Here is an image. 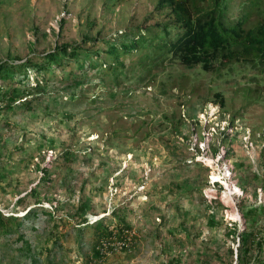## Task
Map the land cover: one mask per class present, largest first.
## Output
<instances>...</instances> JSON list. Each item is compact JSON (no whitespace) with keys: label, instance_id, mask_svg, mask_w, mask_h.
I'll return each instance as SVG.
<instances>
[{"label":"rangeland","instance_id":"obj_1","mask_svg":"<svg viewBox=\"0 0 264 264\" xmlns=\"http://www.w3.org/2000/svg\"><path fill=\"white\" fill-rule=\"evenodd\" d=\"M0 2V57H5L8 53L23 57L43 47L48 48L56 41L79 40L80 34L86 29L85 18L93 21L88 34L99 39L109 35L112 37L111 34L117 29L140 22L143 16L152 10L155 0H117L115 3H111V0ZM106 3L112 5L107 6ZM34 28L38 30L35 32ZM98 44L99 46L88 44L86 47L92 51L100 49L102 40ZM166 62L168 61L164 62L166 66L158 65L154 69L157 74L152 76L151 80L148 77L143 78L140 83L145 85L140 90L146 91L143 94L129 96L122 90L129 91L134 84H115L111 78L104 79L91 72L93 74L88 78H93L96 83L74 89L75 92L81 89L82 96L76 93L74 97H69V88H65L61 81L52 80L44 89V98L40 101L41 104L45 102L46 110L40 105H35L32 111L17 109L15 112L14 118L19 126L29 130L27 136L30 141H42V148L34 156V160L40 164L49 166L56 151L65 144L69 145V141L76 147L79 146L81 151L93 149L100 157L109 159L110 162L112 158L109 157L114 160L122 158L121 167H116L112 174L110 170L115 167L103 166L104 168L100 169L99 165H96L92 183L101 186L92 195L88 204V215L93 220L108 213L115 202H128V216L133 223L136 237L132 238L128 248L120 249L122 244L118 243L115 247L119 249L109 252L92 264H164L171 255L178 252L182 254V260L189 264H232L229 262L227 247L232 243L236 246L237 240L229 238L225 230L230 222H236L240 226L244 224L243 212L255 197L257 200H264V187L260 185V182L264 181V79L259 75L255 76L254 70L247 66L236 65L227 73L222 69L221 75H217L218 71L199 72L197 67ZM111 88L117 90L115 96H109L108 90ZM217 90L225 97V108H221L224 113L231 116L235 113V126L231 125L232 128L228 127V132L224 133L228 136H215L218 132L217 124L212 121L219 120L216 118L217 103L211 102L216 105L214 113L213 108L207 106L204 115H198L199 128H195L192 115L181 122V132L178 128L173 130L172 125L162 117L164 112L171 113L173 108H176L177 112L178 99H187L188 103L197 108L202 100H211L210 97ZM101 92L105 96L91 100L94 94ZM151 94H157L158 100H153ZM120 101L123 105L118 104ZM193 111L195 110L190 112ZM129 113L134 115L129 116ZM226 123L225 119L219 121L220 125ZM206 125H210L211 130L208 131L209 143L214 141L220 152L213 155L205 146L206 149L201 148L198 152V157L215 167H218L221 161H231L234 164V177L243 189L242 195L233 196L227 202L219 203L215 197L211 203L206 201V178L202 183V177L199 176L205 173L207 167L196 160V157L189 162L190 146L195 142L198 131L206 132ZM150 128L154 129L147 131ZM114 129L118 131L113 133ZM185 132L188 138H182L181 135ZM97 133L100 135L96 136ZM41 134L46 137H41ZM159 134L164 135L166 143L169 136L168 141L182 144L181 153L186 154L187 158L185 156L181 164L173 161V156L165 158L164 153H169V150L164 144V152L162 151ZM48 138L53 140L52 146H44ZM179 141H186L188 145L185 147ZM103 145H106L107 150ZM146 149L153 156L152 163L146 157L141 159ZM222 150L224 160L219 157ZM159 151L163 154H159ZM81 154L78 152L69 173L75 187L70 198L67 199L69 195L66 192L51 191L56 197L53 201H63L66 208L63 213L73 211V205L68 201L76 202L80 182L89 176L91 166H94L97 158L94 155V161L90 164ZM206 157H212V162H208ZM187 163L193 166L190 170L187 169ZM15 165L16 163L10 164L12 185L6 192L0 189V208L6 213L14 206L15 199L35 184L41 173L34 164L24 168L13 167ZM123 167L126 168L124 177L120 178L121 183L118 184L116 179L120 177V169ZM148 168L150 171L147 173ZM176 173L181 174L178 179L181 189L167 185ZM142 174L147 175V178H143ZM106 175L108 182L104 183ZM185 176H189V180H186ZM192 186L196 188L190 191L188 188ZM254 187L256 194L253 192ZM27 199V207L34 205L31 198ZM48 202L43 200L45 205H48ZM23 211L24 208L19 205L16 214ZM233 211H238V215L231 216L229 213ZM211 215L218 220L216 223L210 224ZM39 221L41 222L40 219ZM70 221L77 220L72 217ZM160 221L162 224H159ZM73 228L68 223L65 226L68 235L61 239L63 247L69 248L72 253L71 257L64 259L65 264L79 263V259L73 260V255L78 251L81 255L89 252L90 243L94 239L91 229H86L80 236L76 228ZM56 256L59 257V254ZM84 258L85 256L82 260Z\"/></svg>","mask_w":264,"mask_h":264},{"label":"trees","instance_id":"obj_2","mask_svg":"<svg viewBox=\"0 0 264 264\" xmlns=\"http://www.w3.org/2000/svg\"><path fill=\"white\" fill-rule=\"evenodd\" d=\"M116 1L111 0V3ZM111 3L106 5L111 6ZM84 24L86 29L80 34L79 40L56 41L48 48L43 47L23 57L12 56L10 53L0 57V189L6 192L12 185V163H16L13 166L16 168L34 164L41 171L35 184L15 199L10 212L6 213L0 208V264H65L64 259L72 254L61 242V239L68 235L65 229L68 223L76 228L80 236L86 229H91L94 238L90 243L89 252L81 255L78 251L73 255V260H80L77 264H92L109 252L128 248L132 240L119 248L108 243L115 238L124 239L128 232L132 238L136 237L135 232L131 231L134 226L128 216V202L117 201L107 214L89 221L88 204L93 193L101 186L92 183L96 165L98 164L100 169L115 167L110 170L112 174L116 167L120 166V160L109 157L112 158L110 162L109 159L100 157L93 149L81 151L79 146L76 147L70 141L69 145L65 144L56 151L49 166L34 160V156L42 148V141L31 142L27 136L29 130L20 127L14 115L17 109L32 111L35 105H40L46 110L45 102L41 104L40 101L44 98V89L50 81H61L65 84V88H69V97H74L76 93L82 96L81 89L78 92L74 89L96 83L93 78V81L88 78L93 74L91 72H94L101 78H111L115 84H134L129 91L122 90L129 96L143 94L146 92H140L145 86L140 84L143 78L148 77L151 80V77L157 74L154 69L158 65L166 66L165 60L168 64L181 63L186 67H197L199 72L218 71L217 75H221L222 69L227 73L236 65L247 66L254 70L255 76L259 75L264 79V0H155L152 10L146 13L140 22L126 25L114 31L112 37L103 36L101 39L88 34L89 28L93 26L90 18H85ZM34 29L35 32L38 30ZM100 40L103 42L100 49L92 51L86 47L88 44L99 46ZM29 44L34 45L33 42ZM108 93L109 96H115L117 90L111 88ZM103 96L105 94L102 92L96 93L91 100ZM150 96L153 100H158L157 94ZM210 99L225 108V97L220 90L215 91ZM204 103L202 100L195 108L187 99H178L177 112L176 108H173L171 113L164 112L162 117L172 125L173 130L178 128L181 132V122L189 115L195 116ZM118 104L123 105L121 101ZM192 109L195 111L190 112ZM132 115L134 114L129 113V116ZM234 116L235 113L229 118L231 123L235 120ZM152 129L154 128L147 131ZM117 131L114 129L113 133ZM182 134L185 138L188 137L186 132ZM226 135L228 136L223 134ZM40 136L46 137L44 134ZM158 137L162 151L164 152V144L169 150V153H164L165 158L173 156V161L181 164L186 156L181 153L182 144L168 141L169 136L167 143L164 135L159 134ZM46 141L48 143L44 146L53 145L52 139L48 138ZM182 143L187 146L185 142ZM211 147L213 150L217 149L214 141H211ZM103 148L107 150L106 145H103ZM78 152H81V156L90 164L94 161V155L97 158L94 166H91L89 176L80 182L76 202L68 201L73 205V211L63 213L66 209L63 201H53L56 197L51 191L66 192L69 195L67 199L73 194L75 187L69 173ZM158 153L163 154L161 151ZM41 158L43 159L42 156ZM148 159L151 161L152 156H148ZM192 167L187 163L188 170ZM124 169L126 168L120 170L121 173L119 171L120 177L116 179L118 184L121 183L120 178L124 177ZM204 172L199 176L202 177V183L206 178L207 168ZM180 177L181 174L176 173L167 185L181 189L178 180ZM185 179L189 180V176H185ZM103 182H108V175L104 177ZM260 185L264 187V181H261ZM193 188L196 187L188 189L192 191ZM253 192L256 194V187ZM27 198H31L34 205L27 207ZM43 200L49 201L48 205L43 204ZM19 205L24 208V212L16 214ZM243 215V225L231 222L225 230L229 238L237 240L235 248L233 243L227 247L229 262L264 264V200H257L255 197ZM72 217L77 221L71 222ZM209 219L210 224L218 221L213 215ZM56 254H59V257ZM164 264L189 263L183 261L182 254L178 252L171 255Z\"/></svg>","mask_w":264,"mask_h":264},{"label":"clouds","instance_id":"obj_3","mask_svg":"<svg viewBox=\"0 0 264 264\" xmlns=\"http://www.w3.org/2000/svg\"><path fill=\"white\" fill-rule=\"evenodd\" d=\"M120 29V28H119ZM119 29H117V30H119ZM122 29V28H121ZM211 102H213V103H217L218 104V114H217V116H216V118H218L219 120H216V121H212V122H214V123H216L217 124V130H218V132L215 134V136L216 135H221V137L223 136V134L224 133H226V132H228L227 131V129H228V127H231V125L232 126H235L234 125V122L233 123H231L230 122V120H229V118L231 117V114H229L228 113V115H226L224 112V110H222L221 108L222 107H220V105H219V103L218 102H216V101H213V100H209V101H207V102H205L204 103V105H203V107L200 109V110H198L197 112H196V114H195V116H191V118H192V120H194V122H195V128H199L200 127V123H199V121H198V115L200 116L201 114H203L204 115V110H206V107L208 106L209 108H213V113L215 112V107H216V105H213V104H211ZM221 114V115H220ZM187 118V117H186ZM225 119V121H227V123L225 124V125H220L219 124V121H223ZM211 126H213V125H211ZM221 126V127H220ZM206 128L205 129H208V128H210V125L209 126H205ZM232 128V127H231ZM96 136H98V133H97V135ZM182 136V138L184 137L183 135H181ZM217 137V136H216ZM178 138V137H177ZM188 138V137H187ZM158 139V138H157ZM203 140V133H200L199 131L197 132V134H196V140H195V142L194 143H192L191 144V146H190V150H191V153H190V161L189 162H192V160L191 159H195V157H196V160H199L202 164H204L208 169H207V174H206V179H205V183H206V185L208 186V180H209V178H210V176H209V173H210V164H208L206 161H204V159H202V158H200V157H198L199 156V154H198V152L200 151V149H201V145H200V142ZM179 142H185L186 143V145H188V143L186 142V141H179ZM160 145H161V143H160ZM210 145H211V143H209V140L207 141V148L210 150V152L213 154V155H215L216 153H218V152H220V149L218 148V146H217V149L216 150H213L212 149V147L210 148ZM149 149H150V147H148ZM194 149V150H193ZM146 152L142 155V158L141 159H143L144 160V157H146L147 158V160L149 161V162H151L152 163V159H151V161L148 159V156H150L151 154H149V152H148V149H146L145 150ZM130 152V151H129ZM223 150L221 151V153L219 154V157H221L222 158V160H224V157H223ZM149 154V155H148ZM196 154V155H195ZM195 155V156H194ZM153 157V156H152ZM122 159V158H121ZM121 159H120V162H121ZM207 161L208 160H210V161H208V162H212V157H211V159L209 158V157H206L205 158ZM214 161V160H213ZM224 162H227V161H224ZM223 162V163H224ZM231 164H232V179H234L235 180V183L234 184H230L229 182H228V179H226V178H224L225 180H227V183L225 184V183H223L222 182V179H221V181L217 178L216 179V182H219L221 185H220V187H219V189H223L224 188V185H225V189H227V190H232L233 189V186H235V188L234 189H236V191H238V192H235L234 193V195L233 196H239V195H242V193H243V189H242V187H241V185L239 184V182H238V179L237 178H235L234 176H235V172H234V164L231 162V161H229ZM223 163H222V161H221V163H220V165L222 166L223 165ZM119 167H121V164H120V166ZM119 167H117V168H119ZM126 167V166H125ZM125 167H123V168H125ZM123 168H121V169H123ZM120 169V170H121ZM150 171V168H148L147 169V173ZM119 173V172H118ZM146 173V174H147ZM142 177L143 178H147V175L145 176H143V174H142ZM222 177V176H221ZM142 178V179H143ZM144 180V179H143ZM143 182V181H142ZM224 184V185H223ZM230 187H231V189H230ZM240 191V192H239ZM232 196V197H233ZM206 199V198H205ZM216 200H218V201H220V199L219 198H216ZM206 201L207 202H209V203H211V201H208L207 199H206ZM220 202H222V201H220ZM24 212V211H23ZM22 212V213H23ZM107 214V213H106ZM103 215V214H102ZM101 215V216H102ZM100 217V216H99ZM90 218V217H89ZM96 218H98V217H95V218H93V220H95ZM156 218H159L158 216H156ZM90 220H91V218H90ZM89 220V221H90ZM93 220H91V221H93ZM231 223V222H230ZM127 232H128V230H126ZM132 231V233L134 232V230L132 229L131 230ZM128 238L126 239L127 241H126V243H124V244H128V241L130 240H132V237H131V234L128 232ZM126 236V237H127ZM123 245V244H122ZM121 246V245H120ZM236 246H234V248H235Z\"/></svg>","mask_w":264,"mask_h":264},{"label":"built area","instance_id":"obj_4","mask_svg":"<svg viewBox=\"0 0 264 264\" xmlns=\"http://www.w3.org/2000/svg\"><path fill=\"white\" fill-rule=\"evenodd\" d=\"M213 127V126H211ZM206 132H203V140L200 142V145H201V148L202 149H206L205 146H207V141H208V137H209V134H208V131H211L209 128L208 129H205ZM211 134V133H210ZM210 166V173H209V180H208V187H207V193L208 195L207 196V199L208 201H211L213 197L215 198H219L220 201L222 202H227L231 199V197L234 195L235 192H238L236 191L235 186H233V189L232 190H227L225 189V185H224V188L223 189H219L220 187V183L219 182H216V178L213 176V173H218L220 175V177H224L226 179H228V182L230 184H234L235 183V180L232 179V164L227 161V162H224L223 165H219L218 167H215L213 166L212 164L209 165ZM220 181H221V178H218ZM240 192V191H239ZM225 198V200H224ZM226 215L228 214V210L225 212ZM128 238L125 237L123 240H121V238H116L114 241H110L108 243L116 246L118 243L120 244H124L126 243V239ZM105 244V242H104ZM106 245V244H105Z\"/></svg>","mask_w":264,"mask_h":264},{"label":"bare ground","instance_id":"obj_5","mask_svg":"<svg viewBox=\"0 0 264 264\" xmlns=\"http://www.w3.org/2000/svg\"><path fill=\"white\" fill-rule=\"evenodd\" d=\"M208 161H210V160H208ZM213 176L217 179V178H221L222 179V182L223 183H227V180H225L223 177H220V175L218 174V173H213ZM230 189H231V187H230ZM229 214H231V216H236V215H238V211H233V212H230ZM230 217V216H229Z\"/></svg>","mask_w":264,"mask_h":264}]
</instances>
